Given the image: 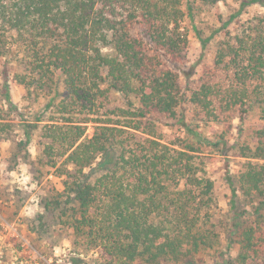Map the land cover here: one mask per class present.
<instances>
[{
	"label": "trees",
	"instance_id": "1",
	"mask_svg": "<svg viewBox=\"0 0 264 264\" xmlns=\"http://www.w3.org/2000/svg\"><path fill=\"white\" fill-rule=\"evenodd\" d=\"M182 1L0 0V97L11 102L2 61L11 43L26 47L31 70L62 82L51 102L59 117L40 128L42 153L51 166L62 160L64 222L113 264H171L186 249L210 251L213 264H264V125L253 145H234L247 159L240 169L224 165L233 197L238 191L250 206L230 204L234 234L225 245L194 145L201 123L242 122L254 103L264 118V14L217 48L196 86L182 87L179 72L192 74L180 65L188 44ZM111 90L124 106L107 107ZM86 122L93 132L85 139ZM159 124L185 134L168 140Z\"/></svg>",
	"mask_w": 264,
	"mask_h": 264
},
{
	"label": "rangeland",
	"instance_id": "2",
	"mask_svg": "<svg viewBox=\"0 0 264 264\" xmlns=\"http://www.w3.org/2000/svg\"><path fill=\"white\" fill-rule=\"evenodd\" d=\"M181 7L180 25L188 44L180 65L192 71L188 77L178 71L177 82L182 87L196 86L217 48L248 22L264 14V4L253 0H183ZM24 48V45L11 43L2 59L4 64L7 61L5 78L11 102L0 97V264H113L99 247L87 245L64 222L61 209L67 200L64 185L67 176L57 169L62 160L57 159L55 166H51L53 164L42 153L47 141L40 129L49 119L59 117L51 102L57 103L62 97L63 84L54 74L40 75L31 70ZM3 74L0 73V83ZM108 97L109 108L125 105L119 91H109ZM85 125L86 139L93 132V123ZM263 125V114L254 103L242 122L233 117L230 125L201 123L196 128L202 142L194 144L195 153L202 162L200 167L213 182L211 213L222 245L226 237L234 234L230 204L234 202L236 209H250L249 201L238 191L233 197L224 165L227 161L232 172L240 169L247 159L236 155L235 146L245 142L253 145V133ZM159 130L168 140L181 139L185 134L180 125L159 124ZM191 140L192 137H188L187 141ZM217 141L232 144L233 148L226 150L210 145ZM244 219H252V215L246 211ZM230 253L233 255L234 249H230ZM170 263L213 264L214 254L203 249L191 252L186 249Z\"/></svg>",
	"mask_w": 264,
	"mask_h": 264
}]
</instances>
